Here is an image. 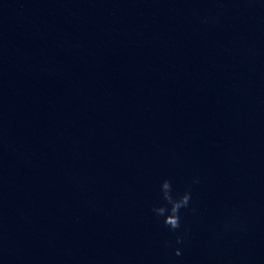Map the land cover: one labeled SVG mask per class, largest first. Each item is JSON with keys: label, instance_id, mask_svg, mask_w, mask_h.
Wrapping results in <instances>:
<instances>
[{"label": "water", "instance_id": "95a60500", "mask_svg": "<svg viewBox=\"0 0 264 264\" xmlns=\"http://www.w3.org/2000/svg\"><path fill=\"white\" fill-rule=\"evenodd\" d=\"M0 264H264V0H0Z\"/></svg>", "mask_w": 264, "mask_h": 264}, {"label": "clouds", "instance_id": "9594fccd", "mask_svg": "<svg viewBox=\"0 0 264 264\" xmlns=\"http://www.w3.org/2000/svg\"><path fill=\"white\" fill-rule=\"evenodd\" d=\"M193 183H199L198 180H194ZM172 185L169 180H164L160 185V191L163 194L164 200L167 202L169 207H155L152 209L153 214L156 217H162L164 225L170 231H177L181 227V218H180V210L184 208H188L189 202L191 200V192L190 190H186L183 195L179 196L177 199H173L170 195ZM182 238L177 237L175 243L177 245L181 244ZM175 255L179 257L181 252L179 249H175Z\"/></svg>", "mask_w": 264, "mask_h": 264}]
</instances>
